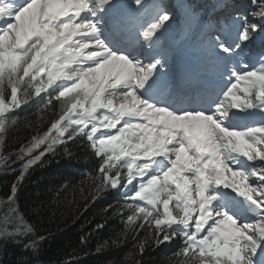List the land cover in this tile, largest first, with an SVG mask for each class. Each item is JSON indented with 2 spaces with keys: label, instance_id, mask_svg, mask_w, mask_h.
<instances>
[{
  "label": "snow or ice",
  "instance_id": "obj_1",
  "mask_svg": "<svg viewBox=\"0 0 264 264\" xmlns=\"http://www.w3.org/2000/svg\"><path fill=\"white\" fill-rule=\"evenodd\" d=\"M222 15L205 22L183 2L0 0V171L13 156L20 163L0 244L38 253L46 237L13 207L16 193L48 154L80 141L97 161L92 200L124 190L111 241H135L124 264L174 241L168 264H264V120L235 122L264 114V50L242 63L243 46L264 31V0L244 14L225 0ZM174 25L201 45L179 73L161 40ZM229 29L230 43L221 38ZM31 103L46 129L4 154L16 113Z\"/></svg>",
  "mask_w": 264,
  "mask_h": 264
},
{
  "label": "trees",
  "instance_id": "obj_2",
  "mask_svg": "<svg viewBox=\"0 0 264 264\" xmlns=\"http://www.w3.org/2000/svg\"><path fill=\"white\" fill-rule=\"evenodd\" d=\"M228 1L233 9L242 12L251 6V0ZM193 9L197 15L203 11L200 5ZM247 45L252 46L249 42L243 50ZM262 50L264 46L256 49L257 54ZM37 106L31 103L16 113L19 121L8 130L4 154L18 150L38 131L46 129L47 121L37 122ZM96 168L97 161L80 141L68 144L67 151L64 146L58 147L44 158L43 164L34 166L20 184L15 199L19 212L35 226L37 235L46 239L36 254L19 245L9 246L0 252V264H66L70 257L74 264H124L135 241L129 236L117 244L111 243L123 228L121 217L114 213L124 202V192L107 190L93 201L89 185ZM19 170L20 163L13 156L11 167L0 171V195H9ZM105 241L109 242L108 247L98 250ZM178 244L179 241L159 247L150 245L143 256L136 254L135 259L142 264H168Z\"/></svg>",
  "mask_w": 264,
  "mask_h": 264
},
{
  "label": "rangeland",
  "instance_id": "obj_3",
  "mask_svg": "<svg viewBox=\"0 0 264 264\" xmlns=\"http://www.w3.org/2000/svg\"><path fill=\"white\" fill-rule=\"evenodd\" d=\"M153 3H158L162 5V0H149ZM197 0H193V2H196ZM148 2V0H147ZM178 2H183L184 0H175L172 6H175L178 4ZM255 38V36H254ZM254 38L251 41H254ZM162 43L164 44L165 51H167L169 55V63L171 65L172 71L174 70L175 62L178 63L179 52H189L191 46H196L198 49L201 48L198 36L194 32H185L182 30V28L174 25L169 31L165 32L164 35L161 38ZM8 195H0V200H3L4 203L0 204V220L3 219V216L8 211V203L6 200V197ZM13 207H17V204L13 205ZM27 241H25L26 243ZM11 245H18L15 243H7V244H0V252L6 250ZM22 247L21 245H19ZM38 264H44V263H38Z\"/></svg>",
  "mask_w": 264,
  "mask_h": 264
},
{
  "label": "bare ground",
  "instance_id": "obj_4",
  "mask_svg": "<svg viewBox=\"0 0 264 264\" xmlns=\"http://www.w3.org/2000/svg\"><path fill=\"white\" fill-rule=\"evenodd\" d=\"M200 57H201V55H198V58L200 59ZM180 65V64H179ZM178 68H179V66H178Z\"/></svg>",
  "mask_w": 264,
  "mask_h": 264
}]
</instances>
